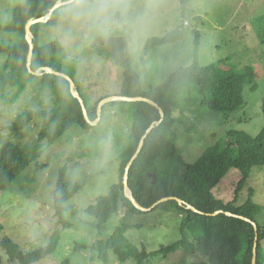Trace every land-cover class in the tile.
<instances>
[{"label":"rangeland","instance_id":"obj_1","mask_svg":"<svg viewBox=\"0 0 264 264\" xmlns=\"http://www.w3.org/2000/svg\"><path fill=\"white\" fill-rule=\"evenodd\" d=\"M21 1L0 0V26L10 21L13 9ZM71 4L60 7L56 26L40 29L41 44L56 39L61 41L66 50L55 56L53 63L74 72L77 79L82 78L91 89L93 98L119 93L124 78L123 69L98 53V47L105 40L99 37L86 39L90 24L85 23L66 44L67 21L63 19V10ZM131 4L134 12L147 9L158 14L157 20L144 22L143 31L138 36L132 30L118 31L113 35H121L128 41L133 68L141 76L145 90L163 84L172 72L191 65L196 59L201 65L217 64L225 70L241 71L246 67L255 70L254 82L244 88L246 106L232 113L202 105L197 93L193 96L184 92L178 97L179 105L174 108L178 121L168 133L175 137L186 162L195 163L209 147L219 141L225 143L232 130L257 136L264 127V0H190L185 10L180 0H131ZM176 30L180 32L179 39L146 50L149 38L166 36ZM1 39L14 43L18 33L0 29ZM133 46L139 49V55L133 53ZM5 58L6 55L0 53V65ZM183 88L187 89L188 85L185 83ZM53 98L48 91H35L30 87L22 93L8 88L0 94V146L8 141L23 145L35 141L43 118L36 117L24 131L16 134L10 133L6 126L25 111L55 107ZM13 110L16 111L14 117L11 115ZM101 123L110 130L113 155L107 169L98 174L93 161L87 158L85 141L91 139L89 130L96 129ZM90 129L76 125L56 141L43 140L44 152L40 159L30 164L8 189L0 190V264H6L9 259L2 244L6 237L16 241L23 251H30L47 245L54 234L60 236L55 251L34 264H141L134 258L122 262L113 251L109 252V260L105 262L92 247L96 239L110 235L124 223L131 226L126 233L129 241L140 249L145 246L148 251H155L181 239L182 217L175 209L144 213L122 209L99 233L90 224L94 218L85 212V208L95 203L99 196L108 194L111 186L120 179L119 155L130 143L132 121L122 104L106 105L101 121ZM38 163L40 168H36ZM62 168L66 173L70 170L83 173L82 179L77 182L81 189L65 204L66 208H74L73 214L69 211L63 214L71 224L67 227L63 226L59 216H55L53 206L54 191ZM66 178L69 180L67 175ZM240 178V171L231 169L214 189L215 195L226 202L233 200ZM251 187L255 190L253 199L261 207L257 220L263 224L264 166L253 168L246 187L239 195L238 204L249 198ZM196 240V236L191 234L192 244ZM262 257L264 261V255ZM142 264L209 262L199 252L191 253L178 247L166 256L145 258Z\"/></svg>","mask_w":264,"mask_h":264},{"label":"trees","instance_id":"obj_2","mask_svg":"<svg viewBox=\"0 0 264 264\" xmlns=\"http://www.w3.org/2000/svg\"><path fill=\"white\" fill-rule=\"evenodd\" d=\"M58 1L23 0L13 9L10 21L0 26V29L6 32L18 33V39L14 43L0 40V53L6 55L0 65V94H4L8 88L17 89L22 93L24 89L30 87L35 91L50 92L56 105L48 110L25 111L6 126L10 133L16 134L24 131L36 117L43 118L38 138L32 143L23 145L8 141L0 146V190L8 189L30 164L40 159L44 152L43 140L56 141L76 125L84 129L92 128L84 115L81 102L72 94L71 84L64 76L44 70L43 74L36 75L28 70L30 44L26 38V24L31 18L46 16ZM189 1L180 0L183 10ZM60 9L54 11L48 22L32 26L35 46L32 68L36 71L51 67L69 74L75 80L90 119L95 120L98 116V104L105 95L93 98L91 89H88L89 86L84 84L82 78L77 79L74 72H68L67 69L53 63V58L66 50L60 40L41 44L40 29L56 26ZM179 36L180 32L176 30L166 36L151 37L146 43V50L176 41ZM97 51L106 60L123 69L124 78L118 95L149 97L164 109V120L148 134L141 153L130 168L128 183L135 199L144 207H150L168 196L183 200V204H180L178 200L172 199L160 203L153 209H175L181 214L182 236L179 241L155 251H148L145 246L141 250L129 241L126 233L131 226L124 223L117 226L110 235L96 239L92 247L97 250L99 258L107 262L109 252L113 251L122 262L134 258L142 264L145 258L163 257L182 247L187 252L201 253L209 264H252L253 248L258 234L257 264H264L262 257L264 223L257 220L261 207L253 199L254 188H249V198L244 203H237L253 168L264 166V127L257 136L245 131H230L225 143L219 141L209 147L195 163L186 162L175 137L168 133L178 121L174 116V108L178 107V97L184 92L189 95L197 93L201 97V104L212 110L232 113L244 108L246 106L244 88L246 84L254 82L255 70L252 67H246L241 71L225 70L217 64L201 65L196 59L191 65L179 67L172 72L163 84L145 90L141 76L133 68L128 41H125L124 37L116 35L105 40ZM185 83L188 85L187 89L183 88ZM117 104H122L124 110L128 111L132 121V134L130 143L119 155V181L111 186L108 194L99 196L95 203L85 208V212L94 218L90 224L98 229V233L105 228L112 216L122 209L144 213L125 196L123 178L126 166L135 154L141 138L153 122L161 119L159 109L145 101H110L103 106V111L106 105ZM262 109L264 113V99ZM40 167L41 164L38 163L36 168ZM233 168L240 171L241 178L237 183L234 199L226 202L215 195L214 189ZM150 173L156 174L155 181ZM80 189L79 183L67 180L66 170L62 168L54 191L53 206L55 216H59L64 227L71 225L64 217V212L69 211V214L74 212L73 207L66 208L65 204ZM187 204L204 213L187 208ZM220 210L222 212L213 215ZM227 211L250 218L257 223V227L252 222L228 215ZM0 229L2 230L1 225ZM191 234L196 236L195 244L191 242ZM59 238L60 236L54 234L47 245L23 251V247L16 241L6 237L2 242L9 256L6 264L37 263L55 251ZM75 249H78L77 246Z\"/></svg>","mask_w":264,"mask_h":264},{"label":"clouds","instance_id":"obj_3","mask_svg":"<svg viewBox=\"0 0 264 264\" xmlns=\"http://www.w3.org/2000/svg\"><path fill=\"white\" fill-rule=\"evenodd\" d=\"M63 19L67 21V34L65 42L71 40L79 33L85 23L90 24L88 37H99L108 40L118 31L132 30L137 36L143 31L145 21H155L158 14L149 10L133 11L131 0H75L68 8L64 9ZM134 54L139 55V49L133 46ZM16 111L11 115L14 117ZM91 139H86L87 158L93 161L96 173L106 170L113 155V138L106 124L101 123L96 129H90ZM72 183L82 179L80 170L66 173ZM59 197V193H57Z\"/></svg>","mask_w":264,"mask_h":264},{"label":"water","instance_id":"obj_4","mask_svg":"<svg viewBox=\"0 0 264 264\" xmlns=\"http://www.w3.org/2000/svg\"><path fill=\"white\" fill-rule=\"evenodd\" d=\"M74 2H75V0H59L50 9V11L47 13L46 16L39 17V18H31L27 22V24H26V38H27V40H28V42L30 44V50H29V53H28V60H27L28 70L31 73L36 74V75L43 74V70H44V71L49 72V73H54L56 75L64 76L70 82V84H71V92L81 102L84 115H85L87 121L91 125H95V124L99 123V121H100V119L102 117L103 106L106 103L110 102V101H116V100L145 101V102H148V103L156 106L159 109V111H160L161 119L158 120V121L153 122L150 125V127L147 129L145 135L141 138L135 154L133 155V157L131 158V160L127 164L126 169H125V173H124V178H123L124 193H125V196L128 197L138 209H140V210H142L144 212L151 211L157 205H159L160 203H163V202H166V201H169V200H172V199H176V200H178V202H180V204H183V200L182 199H180L178 197H175V196H168V197L161 198L160 200L155 202L150 207H144L140 203L137 202V200L135 199V197H134V195H133V193H132V191H131V189L129 187L128 179H129L130 168H131L133 162L136 160V158L141 153V151L143 149V146H144V143H145L146 137L148 136V134H150L152 132V130L155 127L159 126L162 123V121L164 120V116H165L164 109L155 100H153V99H151L149 97H145V96H124V95L107 96V97H104L103 99H101L99 104H98V110H97L98 116H97V118L95 120H91L90 117H89L86 105L84 103V100H83L80 92L76 88L75 80L69 74H66V73H63V72H60V71H56V70H54L51 67H44V68L36 70V71L33 70V68H32V59H33V55H34V47L35 46H34V42H33L32 26L35 25V24H38V23L48 22L51 19L54 11H56L57 9H59L62 6H65V5H68L70 3H74ZM150 176L153 178V181L156 180V174L155 173H150ZM186 207L189 208V209H192V210H194L196 212H199V213H202V214L204 213L203 211H200L199 209H197L195 206H193L191 204H187ZM219 212H222V210L214 212L213 215L218 214ZM226 213L228 215H230V216L239 217V218L244 219L246 221L252 222L254 224V226L257 227V223L255 221H252L248 217H245L243 215H239V214H236V213H233V212H230V211H227ZM257 246H258V234L256 236V241H255L254 248H253L252 264H257V259H258Z\"/></svg>","mask_w":264,"mask_h":264},{"label":"crops","instance_id":"obj_5","mask_svg":"<svg viewBox=\"0 0 264 264\" xmlns=\"http://www.w3.org/2000/svg\"><path fill=\"white\" fill-rule=\"evenodd\" d=\"M114 95H118V93H109V94H106L105 97H107V96H114ZM101 119H102V117H101ZM101 119H100V121H101Z\"/></svg>","mask_w":264,"mask_h":264}]
</instances>
